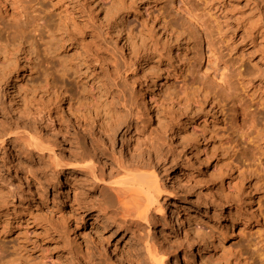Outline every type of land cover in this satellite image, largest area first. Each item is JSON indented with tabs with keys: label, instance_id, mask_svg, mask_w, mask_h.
<instances>
[{
	"label": "rangeland",
	"instance_id": "obj_1",
	"mask_svg": "<svg viewBox=\"0 0 264 264\" xmlns=\"http://www.w3.org/2000/svg\"><path fill=\"white\" fill-rule=\"evenodd\" d=\"M9 5L18 19L17 5ZM38 6L47 11L54 33L57 13L94 33L86 37L87 55L71 38L58 40L73 65L64 71L42 27L31 38L37 74L11 73V88L16 83L19 90L10 89V95L0 84V264H113L114 248L125 264H154L148 247L164 264H200L199 250L211 236L209 264H264V0H39ZM1 27L0 43H6ZM205 39L208 69L198 58ZM3 60L0 49V67ZM46 76L75 106L81 102L83 111L107 118L108 128L114 117L106 112L123 109L116 115L124 116L123 125L109 132L106 147L125 157L126 143L148 149V171H156L162 185V210H152L149 222L124 224L110 202L107 210L90 209L95 192L105 193L92 184L83 188L89 208L73 207V186L61 173L70 152L79 151L68 143L80 128L59 99L61 114L71 122L55 148L60 166L15 141L23 128L11 109L22 104V96L32 97L36 79ZM155 78L159 86L151 104L157 119L151 121L138 112V101ZM35 99L41 108L49 104L38 92ZM126 111L133 113L131 121ZM173 130L180 141L173 140ZM40 131L52 141L50 132ZM144 140L149 148L140 147Z\"/></svg>",
	"mask_w": 264,
	"mask_h": 264
},
{
	"label": "bare ground",
	"instance_id": "obj_2",
	"mask_svg": "<svg viewBox=\"0 0 264 264\" xmlns=\"http://www.w3.org/2000/svg\"><path fill=\"white\" fill-rule=\"evenodd\" d=\"M13 2L19 9V17L16 20L10 13V0H0V16L4 19V22L2 25L0 23V26H2L1 30L7 34V42L0 43V49L4 56V60L1 63L2 66L0 67V84L2 83V86H6L7 95H10L8 91L14 87L17 91L19 90L15 82L11 88V82L9 81L11 73L17 72V75L20 76L23 74V70L29 69L31 72L37 74L38 50L34 44V40H31L32 36L34 37L35 35H33L34 32L39 31L40 33L42 27L47 28L52 43V46H50L51 49H49L51 50V56L60 58L64 71H70L73 65L66 56H63V53L67 51L65 50V46L63 47L58 40L65 36L67 40L71 38V41L74 40L75 42L74 45L79 46L82 52L87 55L86 50L88 49V44H86V37H93L91 35L94 33V28L87 27L86 30L79 28L76 22L71 21L70 15L65 14L62 17L61 13L55 15L56 17L58 16V19L57 22L55 21L57 30L54 33L48 24V22H51L50 19L47 21V11L41 6H38L39 0H13ZM40 20H45L44 26L38 24ZM118 25L122 27L123 23H119ZM88 29L90 32L87 31ZM71 34L75 35L74 38L71 37ZM208 42L206 39L200 40L201 44L198 51V58L201 64L205 65L207 69L209 68L207 60ZM36 81L37 83H34L32 87L34 95L32 97H29V95H27L28 97L22 96L19 101L23 105L17 103V107L13 106L11 109L13 116L19 120L23 128V131L20 130L14 133L16 135L14 137L15 141L22 142L28 147L37 150L42 156H48L56 168L60 166L62 161L59 159L55 148L63 144V141H61L63 134L61 136L60 134L64 130L67 132V129L71 126V122L67 121L64 115L61 114L60 106L56 102L59 99L75 119L74 127L77 124L76 126L80 128V131L76 133L75 141L68 143L69 146L79 151L70 152V161L64 163L67 170L61 173L62 177L66 178V182H69L73 186V207H77L76 211L78 212L89 208L84 198L88 193L83 188L88 184H92L95 186L97 192L101 191L105 193L101 197L97 196L95 192L96 196L94 197L96 202H93L94 206H91L90 209L97 207L101 211L107 210L108 202H110L116 205L117 212L121 213L122 218H124L123 220L121 218L124 224H127L129 221L131 223H139L140 221L149 222L152 210H162L159 204L162 185L156 171H148L150 168L146 162L148 160H146L147 154L145 152L148 149L139 150L133 147V145L126 143L124 145L125 151L127 152L125 157L124 155L118 154V151L111 148V145V150L106 147L109 142L110 144L112 142V134L109 132L116 133L120 126L123 125L122 119L124 116L117 117L118 114L122 113L123 109L110 108V111L106 112L107 115H111L110 120L114 117L108 128L107 118L101 117L94 109L93 111H83L81 102L78 106H75L72 97H68L67 93H65L66 91L61 90L62 87L60 89V86L58 87V85L50 81L47 76L43 79L41 77L37 78ZM158 86V78H155L146 83L139 92L138 102H140V109L138 112L140 111L143 118L150 119L151 121L157 119L152 109L151 98L154 97L155 88H158ZM35 92L45 95L49 100V104L41 108L35 99ZM112 94L113 92H111L110 97L113 96ZM121 97L120 99H122ZM124 98L126 99V96ZM129 112L126 111L125 117L131 121L134 117L132 116L133 113L131 114ZM52 114L55 115L54 120L50 119ZM46 119L49 120L46 126L38 127L39 129L35 127L39 122L42 123ZM110 120L108 119V121ZM128 126L130 127L131 125L129 124ZM42 129L44 132L46 131L48 133L50 132V135L52 134V141L44 137L40 131ZM97 130L102 134V139L97 137ZM172 137L174 141H180V137L175 130L172 131ZM139 145L140 147L144 145L148 147L150 144L144 140ZM77 173H79L81 178H75ZM38 191H42V187ZM180 202V199L173 202V207L176 209L177 214L182 209ZM260 213L259 211L258 215H256L257 218L261 216ZM219 214L220 218L223 219L225 217L224 209ZM84 215L86 214L83 212L80 213V219L83 220L82 216ZM218 220L216 222H219ZM179 222L182 225L183 221L180 220ZM211 238L213 237L211 236ZM211 238L207 239L206 243H204L205 245L199 250L200 253L197 257L200 259V264H209V252L213 248ZM116 250L117 248L113 250V264H125L122 258L123 253H118ZM148 253L151 259L154 260V264H164L163 260L153 258L156 255H154L152 247H148Z\"/></svg>",
	"mask_w": 264,
	"mask_h": 264
}]
</instances>
